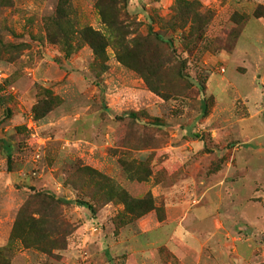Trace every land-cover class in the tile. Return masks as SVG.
Listing matches in <instances>:
<instances>
[{
    "label": "rangeland",
    "instance_id": "rangeland-1",
    "mask_svg": "<svg viewBox=\"0 0 264 264\" xmlns=\"http://www.w3.org/2000/svg\"><path fill=\"white\" fill-rule=\"evenodd\" d=\"M0 264H264V0H0Z\"/></svg>",
    "mask_w": 264,
    "mask_h": 264
},
{
    "label": "trees",
    "instance_id": "trees-1",
    "mask_svg": "<svg viewBox=\"0 0 264 264\" xmlns=\"http://www.w3.org/2000/svg\"><path fill=\"white\" fill-rule=\"evenodd\" d=\"M91 47L94 50V53L96 54V56H98V57H101L102 56L101 51L99 49H97L96 46L91 45ZM132 115H134V114L132 113ZM88 208L90 210H93L92 206H88Z\"/></svg>",
    "mask_w": 264,
    "mask_h": 264
}]
</instances>
